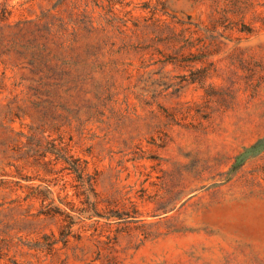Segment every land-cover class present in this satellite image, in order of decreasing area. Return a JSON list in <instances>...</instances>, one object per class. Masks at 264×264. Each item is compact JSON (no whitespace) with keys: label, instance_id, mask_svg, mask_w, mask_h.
<instances>
[{"label":"rangeland","instance_id":"rangeland-1","mask_svg":"<svg viewBox=\"0 0 264 264\" xmlns=\"http://www.w3.org/2000/svg\"><path fill=\"white\" fill-rule=\"evenodd\" d=\"M57 1L0 0V28ZM113 9L128 46L57 96L0 47V264H264V0Z\"/></svg>","mask_w":264,"mask_h":264},{"label":"trees","instance_id":"trees-1","mask_svg":"<svg viewBox=\"0 0 264 264\" xmlns=\"http://www.w3.org/2000/svg\"><path fill=\"white\" fill-rule=\"evenodd\" d=\"M103 1H106L105 6H102ZM94 7L104 11L97 19L93 17ZM52 9H56L55 14L47 10L21 27L0 28V47L6 49L5 57L27 70L30 87L39 95L37 97L57 96L64 77L77 84L80 65L77 60L83 48L112 49L116 45L124 48L130 41L126 22L116 17L113 0H58ZM6 13L4 2L0 4V19L3 20ZM63 56L75 61H65ZM112 63L117 65V59ZM81 81L86 85L87 77Z\"/></svg>","mask_w":264,"mask_h":264}]
</instances>
